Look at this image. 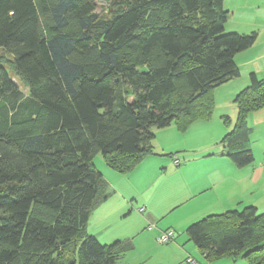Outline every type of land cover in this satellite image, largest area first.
Returning <instances> with one entry per match:
<instances>
[{
  "label": "trees",
  "instance_id": "trees-1",
  "mask_svg": "<svg viewBox=\"0 0 264 264\" xmlns=\"http://www.w3.org/2000/svg\"><path fill=\"white\" fill-rule=\"evenodd\" d=\"M109 1V18L97 13ZM223 0H0V264H118L128 243L86 231L109 193L93 158L128 174L153 155L152 129L209 120L213 91L239 77L235 56L257 33H226ZM234 98L220 144L237 166L264 79ZM207 258L264 264V212L209 215L186 229Z\"/></svg>",
  "mask_w": 264,
  "mask_h": 264
},
{
  "label": "crops",
  "instance_id": "crops-1",
  "mask_svg": "<svg viewBox=\"0 0 264 264\" xmlns=\"http://www.w3.org/2000/svg\"><path fill=\"white\" fill-rule=\"evenodd\" d=\"M248 1L249 8L242 5L240 10H246L249 14H246L244 19L234 22L227 31L238 34L256 32V42L234 58L239 69V77L229 80L214 90H223L231 96L237 95L250 84V74H255L258 79H264V7L258 9L256 1ZM224 3L225 0H223L225 8ZM227 11L231 10L227 9ZM231 14L234 16L233 10ZM233 16L228 19H233ZM199 122L204 124V131L202 130L201 134L208 143L210 142L206 147H201L202 151L186 145L183 150L187 149L190 152H184L182 156L175 155L177 151H170L168 158L161 159L159 157H163L162 155L153 152V155L146 156L125 175L112 171L105 164L104 169L99 171L104 178L105 192L109 190L108 187H112L117 192L131 187H116V177L132 181L137 180L139 176L140 181L145 180L146 175L151 176L152 170L161 164L164 165L167 173L177 177L171 184L173 187L169 189L170 195L166 197L167 199L160 202L155 200L149 202V199L139 201L142 205L138 206V209H144L143 212H139L141 214L138 220L141 227L139 230L150 234L148 236L150 238L140 252L134 250L135 247L131 241L124 242L128 243L129 249L118 264H248L240 257L236 259L227 256L217 259L207 258L206 253L198 249L185 233L189 225L209 215L241 210L247 206L255 207L260 213L264 212V105L247 114L246 124L249 135L245 148L251 150L253 161L243 167H237L225 155L222 145L218 144L219 147L213 148L231 131L230 125L222 124L220 120L214 122L211 118ZM173 156L178 159V165H174ZM111 192L109 191V195ZM109 195L94 211L99 214L104 210L99 214L100 217L104 216V219L114 207L108 203ZM95 213L92 216L94 221ZM164 218L170 219L169 224L161 227L159 222H162ZM149 226L153 227L150 231L147 230ZM171 228H173L174 238L169 243L158 244L157 236ZM91 234L100 241L95 233ZM105 234L107 235L105 241L100 243L112 244L119 241L113 240L108 243L115 235H109L110 231Z\"/></svg>",
  "mask_w": 264,
  "mask_h": 264
},
{
  "label": "rangeland",
  "instance_id": "rangeland-1",
  "mask_svg": "<svg viewBox=\"0 0 264 264\" xmlns=\"http://www.w3.org/2000/svg\"><path fill=\"white\" fill-rule=\"evenodd\" d=\"M248 1V0H247ZM246 0H225L224 6L225 10H233V14H229V17L233 16V19L229 22L226 21L224 24V31L226 33H237V32H228L227 29L234 24L237 20H242L245 18L246 14H249L246 10H240L242 5L247 6L249 8V1ZM255 4L258 5V9H262L264 7V0H254ZM262 3V4H261ZM113 7L109 1L98 2L97 4V13L100 17L109 18L112 14ZM247 16V15H246ZM232 22V23H231ZM227 24V25H226ZM231 24V25H230ZM226 26V27H225ZM241 29V28H240ZM242 34V33H239ZM0 60L3 61L5 68H7L9 75L12 76L14 83L19 87V89L26 94L27 89L23 86V84L12 74V71L9 67V62L12 61V57L5 53L0 49ZM236 96V94H235ZM235 96H231L227 93H224L223 90L213 91L214 98V110L211 116V120L214 122L221 121L222 124L230 125L231 129L235 125L238 116V110L235 105L234 98ZM225 125V126H226ZM204 131V124L199 121L193 122L185 131L181 132L177 129L175 124H171L168 127L163 129H152L154 133V138L151 141L152 151L158 155H162L163 157H159L161 159L168 158L170 151H177L175 155L182 156L185 152H190L189 150L184 149V146L189 145L192 146L193 149L196 148L199 151L201 147L204 148L208 143L204 136L201 134ZM220 141V140H219ZM216 143L215 147H219L220 142ZM213 143V142H211ZM219 144V146H218ZM218 149V148H217ZM183 150V151H182ZM174 158V156H173ZM94 168L98 171L104 169V161L101 154H97L93 158ZM160 167V168H159ZM156 169H153L151 172V176L146 175L147 179L141 180L139 176L137 180L129 181L125 178H117V186H131L127 187L124 190L121 189L117 192L112 187H108L109 190L106 193L111 192L108 198V203L112 204L114 207L108 213V216L104 219V216L100 217L99 214L103 213L94 212L95 213V221L90 218L89 222L86 225V231L88 234L95 233V235L100 239V241H105L107 235L106 232L110 231L109 235H115L112 237L108 243L113 242V240H119L120 242L131 241L135 247L136 252H140L143 250L149 241L148 236L150 234L141 231V227L138 224L139 216L141 214L138 211V206L140 200L146 201L149 199V202L155 200L156 202H160L161 200L167 199L166 197L170 195L169 189L172 188L171 184L176 180V176L167 173L165 171L164 165L161 164ZM183 167V166H182ZM101 172V171H100ZM124 175V174H122ZM104 179V178H103ZM139 196V197H138ZM137 197V198H135ZM93 213V215H94ZM92 215V216H93ZM169 218H164L161 224V227H164L169 224ZM153 227L149 226L148 231L152 230ZM164 229V228H163ZM173 228H171L172 230ZM167 230V229H166ZM139 231V232H137ZM161 232L163 230H160ZM165 231V230H164ZM175 231V230H174ZM180 233V232H179ZM152 234V233H151ZM186 235V233H185ZM94 236V235H93ZM156 238V236H154ZM104 243V242H103Z\"/></svg>",
  "mask_w": 264,
  "mask_h": 264
},
{
  "label": "built area",
  "instance_id": "built-area-1",
  "mask_svg": "<svg viewBox=\"0 0 264 264\" xmlns=\"http://www.w3.org/2000/svg\"><path fill=\"white\" fill-rule=\"evenodd\" d=\"M173 163L174 165H178L179 164L178 159L174 158ZM138 211L143 212L144 209L140 208L138 209ZM173 238H174V232L172 230H167V231L162 232L159 236H157L156 242L158 244H166V243H169Z\"/></svg>",
  "mask_w": 264,
  "mask_h": 264
}]
</instances>
